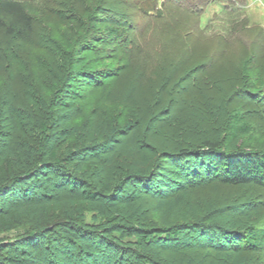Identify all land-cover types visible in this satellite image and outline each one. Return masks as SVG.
<instances>
[{
    "label": "rangeland",
    "instance_id": "rangeland-1",
    "mask_svg": "<svg viewBox=\"0 0 264 264\" xmlns=\"http://www.w3.org/2000/svg\"><path fill=\"white\" fill-rule=\"evenodd\" d=\"M24 1L36 21L33 39L18 43L0 30V129L7 134L2 138L7 144L0 145V154L14 145L20 134L11 127L10 104L20 108L14 113L17 124L24 116H42L39 101L48 102L59 88L55 74L61 73V66L52 55L61 54L65 63L74 52L71 49L84 44L90 48L84 65L75 73L71 87L64 90L69 119L47 131L54 136L52 151L60 158L81 146L95 147L107 139L120 142L129 137L134 126L142 124V115L151 113L154 102L159 104L157 109L162 108L158 117L164 127L172 113L188 116L185 122L192 128L187 138L200 137L193 144L224 137L230 113L241 111L254 132L240 135L229 147L264 149V0H164L162 16L145 12V6L154 0ZM102 8L99 16L104 24L93 28L87 16L97 15ZM109 27L118 28L123 37L117 41L107 38ZM8 58L12 59L10 64ZM93 79L97 81L91 82ZM173 83L171 109L161 105L158 95ZM26 87L32 92H24ZM57 96L64 98L62 93ZM23 129L20 142L25 154H19L17 161L0 157V184L5 181L3 177H12L29 163L28 158L39 155L42 131L34 122ZM150 149L144 142L140 152L146 156ZM165 150L170 149L161 151ZM132 151L131 143H117L114 150L98 149L83 161L76 155L65 166L87 182V187H82L80 180L73 186L59 187L56 181L60 175L54 171L47 175V169L42 177L48 180L44 188L56 196L55 201L76 197L73 194L79 188L111 191L121 184L125 173L119 171ZM50 161L55 162V158L41 159L37 164ZM152 162L158 164V157ZM160 162L167 169L159 180L171 182L169 179L175 177L172 171L178 170L177 159ZM140 186L128 183L121 195L135 202L133 213H102L100 197L94 206L75 201L65 208L53 206L42 217H14L9 229L0 232V242L13 246L2 253L0 264H14L13 258H21L12 242L31 231L41 234L40 248L28 257L36 259L39 252L42 264H49L47 258L52 255L53 264H96L87 255L95 245L96 254L102 252L103 264H209L210 252L230 246L225 239L227 229L246 232L253 225L264 224V187L204 181L192 190L195 217L187 221L197 225L182 230L179 241L165 243L158 240L165 230L151 214L157 195L136 197L142 193ZM162 186L167 191V186ZM14 200L2 197L1 203L8 206ZM133 227L135 235L129 233ZM154 237L151 242L144 241ZM139 238L144 239L142 243ZM164 244L168 247L159 250ZM66 248L85 259L57 258L61 250L67 253ZM245 256V264H264V251L248 250Z\"/></svg>",
    "mask_w": 264,
    "mask_h": 264
},
{
    "label": "trees",
    "instance_id": "trees-1",
    "mask_svg": "<svg viewBox=\"0 0 264 264\" xmlns=\"http://www.w3.org/2000/svg\"><path fill=\"white\" fill-rule=\"evenodd\" d=\"M163 4H165L164 0L151 1L145 6V12H147L149 16L158 14L162 16ZM102 12H104L103 8L97 12V15L87 16V22H89L93 28H97L104 24L103 17L99 16ZM73 17L76 18L77 16L74 15ZM35 22L32 9L27 1L0 0V30L3 31V35L6 37L18 43L31 41L35 33ZM106 37L117 41L123 36L120 34L118 28L109 27L106 31ZM44 49L45 48H42V50ZM71 50L74 52L71 53V56L68 55L65 63L64 60H62L64 57H62L61 54L55 52V55H52L55 63L59 67L61 66V73L55 74L56 78H58L56 84L59 85V88L48 102L44 100L39 101L40 105H38V108L44 111L42 116L38 117L35 114L24 116L22 118L23 121L17 124L16 121H13L15 120L14 113L15 110L20 111V108L11 104L7 108L9 113L8 116L12 118L11 127L18 130L20 134L15 138V144L7 146L5 150L1 152L0 157H7L11 161H17L19 154H25L20 142L21 136L25 133L23 129L24 125L31 122L36 123L37 127L42 131L43 136L40 139L39 155L28 158L30 162L24 164L17 174L10 178L3 177L5 181L3 184H0V232L8 230L10 223L16 216L42 217L49 212L53 206L65 208L66 206L74 204L75 201L83 202L88 206H94L98 203L100 197H102V200L99 211L102 213H133V211H135V202L129 198L121 197V195L125 192V186L128 183H134L139 186L142 185V193L138 194L136 197L143 198L146 196L145 193H154L157 195L151 209V214L157 221V225L165 230V234L159 237L158 240L169 243L172 241H179L182 230L197 225L187 223V221L195 217L192 190L202 182L217 181L221 184L232 186L254 183L264 187V149H233L229 147L235 143V140L240 135L254 132V127L241 111L230 113L224 137L207 138L203 140V143L193 144V142L200 137L196 138L194 136V138H187L192 128L191 125L186 124L188 116L186 114L177 116L176 112L169 115V112H167L169 116L167 117L168 120H166L167 124L164 127V124L161 123V121H163L162 118L158 117L160 116L162 108L157 109L159 104L154 102L151 106V113L142 115L143 120L141 123L146 127L138 123L134 126L133 132L129 137L125 136L126 138L120 140V142H118L119 140H112L113 138L111 141L107 139L98 143L95 147H93L94 145L81 146L65 158L57 156L56 151H52L50 146L54 136L53 134H48L47 131H52L54 125H58L59 122L66 123L68 121L70 109L64 100L66 99L64 90H68V88L71 87V83L75 81V73L77 74V71H80L81 67L84 65L85 54L90 48L87 44H84L81 46L78 45L76 50ZM54 56H56V58ZM11 60V58H8L9 64ZM95 81L97 80L93 79L91 82ZM97 84L98 83H95L94 85ZM170 85L171 87L168 85L165 93H162V95L159 94L158 97L160 96L161 98V105L167 108L171 106L172 109L171 101L174 83ZM23 91L27 93L32 92L31 88L28 87L24 88ZM57 93H62L64 98L58 97ZM43 94L47 96L45 90H43ZM175 120L177 122H174ZM52 122L53 124H51ZM3 137H7V134L0 129V145L6 146L7 141L3 140ZM144 142L148 143L151 148V152L146 156L140 152L141 145ZM117 143L123 144L124 146L131 143V145L134 146L133 153L129 154L128 160L126 159L119 171H124L125 176L123 175L121 184L118 187H114L111 191H105V189L98 191L91 187L85 189L79 188L75 190L73 194V196L76 197L69 199L62 197L61 200H52L56 196L48 194L46 188H44L48 180L42 178L43 173L47 171V169H49L47 175L50 174L51 171L60 175L57 177L56 181L59 187L63 185L73 186L76 181L80 180L83 182V180L77 176L74 171L67 169L65 163L76 159V155H80L78 160L82 159L83 161L85 160V156L89 155L90 152H97L98 149L112 151L114 150V144ZM163 149L170 150H165L167 152L164 153L161 151ZM37 157L39 160L36 159ZM50 157L52 159L55 158V162L50 161L45 164H37L41 159H49ZM154 157H158V164L152 162V158L154 159ZM168 158L177 159L178 164L176 165H178V170L175 168L172 171L171 175L175 177L174 179H169L171 182L167 181L164 183L162 180H159V178L163 177V175L166 176V172L164 171H166L167 168L164 167L163 163L160 161H165ZM19 161L20 160H18V162ZM151 162L153 164L152 166ZM175 181L178 182L176 183ZM174 183L175 185L170 187ZM87 185V182H83L81 186L87 187ZM162 185L167 186V191L163 190ZM2 197L15 200L8 206H5L1 203ZM81 229H83V227ZM131 229L132 231L129 233L135 235L136 228L133 227ZM227 231L225 239L230 243V246L218 250L215 249L213 252H210L211 258L209 264H245L246 251H264V224L253 225L249 227L246 232L234 229H227ZM40 236L41 234L39 235L31 231L23 238L12 242V244L17 247V251L21 254V258H13L11 261H13L14 264H42L43 256L41 253L38 252L37 254L39 257L36 256V259L33 260H30L28 257V255L38 251L40 248L38 241ZM44 238H46V236H44ZM143 240V238L138 239L140 243H142L141 241ZM153 240H155V237L144 241L148 243ZM242 241L244 245H242ZM10 247H13L11 243L5 244L4 242H0V260L3 259L2 253ZM94 247H96V245ZM94 247L89 248L87 255L90 257V260L93 262L95 261L96 264H103L100 262L101 255L99 256V253L102 252L96 254L97 251ZM165 247H168V244H164L159 250H163ZM66 251L67 253L65 250H61L59 256L56 257L63 261H69L70 258L76 257L78 260L85 259L83 254V256L80 255V253L74 255L70 252V249L67 248ZM34 255L36 254L34 253ZM53 259H55V256L52 255L51 258H47V262L53 264ZM144 264L152 263L146 262Z\"/></svg>",
    "mask_w": 264,
    "mask_h": 264
}]
</instances>
